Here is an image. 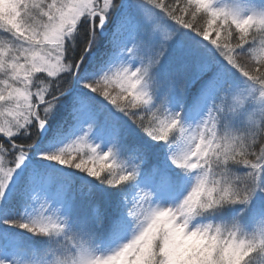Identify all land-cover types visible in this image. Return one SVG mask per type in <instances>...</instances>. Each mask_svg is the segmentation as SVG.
Returning a JSON list of instances; mask_svg holds the SVG:
<instances>
[{"label":"snow or ice","instance_id":"snow-or-ice-1","mask_svg":"<svg viewBox=\"0 0 264 264\" xmlns=\"http://www.w3.org/2000/svg\"><path fill=\"white\" fill-rule=\"evenodd\" d=\"M0 264H264V0H0Z\"/></svg>","mask_w":264,"mask_h":264}]
</instances>
